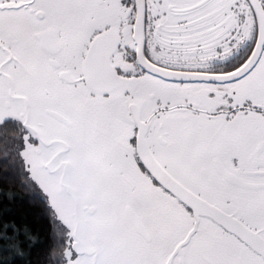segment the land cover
<instances>
[{"label":"snow or ice","instance_id":"obj_1","mask_svg":"<svg viewBox=\"0 0 264 264\" xmlns=\"http://www.w3.org/2000/svg\"><path fill=\"white\" fill-rule=\"evenodd\" d=\"M0 169L50 264H264V0H0Z\"/></svg>","mask_w":264,"mask_h":264},{"label":"trees","instance_id":"obj_2","mask_svg":"<svg viewBox=\"0 0 264 264\" xmlns=\"http://www.w3.org/2000/svg\"><path fill=\"white\" fill-rule=\"evenodd\" d=\"M23 182V176L8 182L0 180V186L7 188L12 196L9 201L6 199V194L0 193V201L10 209L6 219L13 222L21 230L20 240L23 242L25 253L23 258H15L13 264H50L47 257L55 247V242L51 239L53 232L52 216L49 211L45 210L46 202L41 203L39 199L31 198V193L20 186ZM36 191L39 196H43L38 188ZM25 228L31 232V243L23 235ZM9 234L11 235V231Z\"/></svg>","mask_w":264,"mask_h":264}]
</instances>
